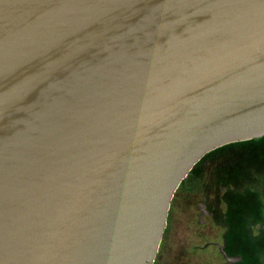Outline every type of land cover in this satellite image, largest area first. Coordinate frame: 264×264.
<instances>
[{"label": "water", "instance_id": "95a60500", "mask_svg": "<svg viewBox=\"0 0 264 264\" xmlns=\"http://www.w3.org/2000/svg\"><path fill=\"white\" fill-rule=\"evenodd\" d=\"M264 136V0H0V264H152L208 152Z\"/></svg>", "mask_w": 264, "mask_h": 264}, {"label": "flooded vegetation", "instance_id": "af4514ba", "mask_svg": "<svg viewBox=\"0 0 264 264\" xmlns=\"http://www.w3.org/2000/svg\"><path fill=\"white\" fill-rule=\"evenodd\" d=\"M205 155L173 194L152 264H264V136Z\"/></svg>", "mask_w": 264, "mask_h": 264}, {"label": "rangeland", "instance_id": "374dc122", "mask_svg": "<svg viewBox=\"0 0 264 264\" xmlns=\"http://www.w3.org/2000/svg\"><path fill=\"white\" fill-rule=\"evenodd\" d=\"M248 143H250V142H248ZM230 146H225L224 148H221V149H219V150H217L213 155H211V154H208V155H205L202 159H201V161L199 162V164L196 166V169L195 170H197L198 168H200V166H202L205 162H206V160L209 158V157H212V158H220V153H221V151L223 150V149H226V148H229ZM195 170H193V171H195Z\"/></svg>", "mask_w": 264, "mask_h": 264}, {"label": "trees", "instance_id": "16d2710c", "mask_svg": "<svg viewBox=\"0 0 264 264\" xmlns=\"http://www.w3.org/2000/svg\"><path fill=\"white\" fill-rule=\"evenodd\" d=\"M252 140V139H251Z\"/></svg>", "mask_w": 264, "mask_h": 264}]
</instances>
